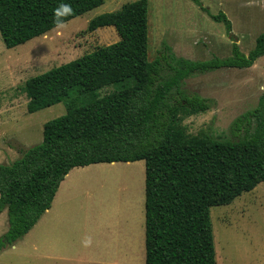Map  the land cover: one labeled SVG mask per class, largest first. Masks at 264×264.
<instances>
[{
    "label": "trees",
    "instance_id": "1",
    "mask_svg": "<svg viewBox=\"0 0 264 264\" xmlns=\"http://www.w3.org/2000/svg\"><path fill=\"white\" fill-rule=\"evenodd\" d=\"M102 3L0 0V36L11 48ZM212 18L230 31L223 13ZM104 26H113L119 39L24 82L28 113L59 102L65 112L44 122L41 142L19 148L16 159L0 163V212L7 214L0 251L50 207L72 167L143 160L144 264H216L210 206L229 204L264 180V89L254 108L232 120L229 137L216 139L186 132L183 118L210 105L187 93L184 80L219 68L252 66L264 55V32L247 54L233 42L228 57L191 60L164 46L148 60L147 0L96 15L86 28ZM112 84L117 89L104 88Z\"/></svg>",
    "mask_w": 264,
    "mask_h": 264
},
{
    "label": "rangeland",
    "instance_id": "2",
    "mask_svg": "<svg viewBox=\"0 0 264 264\" xmlns=\"http://www.w3.org/2000/svg\"><path fill=\"white\" fill-rule=\"evenodd\" d=\"M128 1L133 0H103L98 7L11 48L0 36V163L16 159L19 148L41 142L44 122L65 112L59 102L28 113L22 89L25 80L117 41L113 26L93 31L86 27L94 16L115 11ZM199 2L206 10L192 0H147L148 60L164 46L191 60L228 57L233 42L247 54L256 36L264 32V0ZM219 13L230 21V31L223 21L212 18ZM254 62L251 67L219 68L184 80L187 93H197L210 105L204 112L183 118L188 134L229 137L232 120L254 108L264 89V55ZM104 88L113 91L117 86ZM55 196L51 210L88 213L105 236L113 229L117 238H130L137 249L136 264H144L143 160L73 167ZM209 209L216 264H264V180L229 204ZM4 217L2 223L0 216V236L7 228L6 212ZM5 252L0 254L5 257L10 251Z\"/></svg>",
    "mask_w": 264,
    "mask_h": 264
},
{
    "label": "crops",
    "instance_id": "3",
    "mask_svg": "<svg viewBox=\"0 0 264 264\" xmlns=\"http://www.w3.org/2000/svg\"><path fill=\"white\" fill-rule=\"evenodd\" d=\"M57 190L50 207L6 248L10 251L6 258L0 254V264H136L137 249L130 238H117L113 229L105 236L88 213L51 210ZM4 212H0L2 223Z\"/></svg>",
    "mask_w": 264,
    "mask_h": 264
},
{
    "label": "clouds",
    "instance_id": "4",
    "mask_svg": "<svg viewBox=\"0 0 264 264\" xmlns=\"http://www.w3.org/2000/svg\"><path fill=\"white\" fill-rule=\"evenodd\" d=\"M64 8H65V11H68V8H67V6L65 5V6H63Z\"/></svg>",
    "mask_w": 264,
    "mask_h": 264
}]
</instances>
